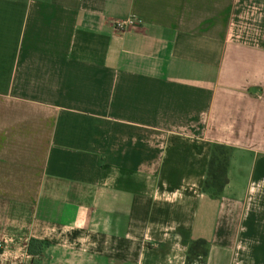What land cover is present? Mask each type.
<instances>
[{
  "label": "crops",
  "instance_id": "0c3cea01",
  "mask_svg": "<svg viewBox=\"0 0 264 264\" xmlns=\"http://www.w3.org/2000/svg\"><path fill=\"white\" fill-rule=\"evenodd\" d=\"M263 38L264 0H0V264H264Z\"/></svg>",
  "mask_w": 264,
  "mask_h": 264
},
{
  "label": "trees",
  "instance_id": "16d2710c",
  "mask_svg": "<svg viewBox=\"0 0 264 264\" xmlns=\"http://www.w3.org/2000/svg\"><path fill=\"white\" fill-rule=\"evenodd\" d=\"M229 150L220 145L212 147L207 163L206 177L203 182L202 191L211 198H219L223 188L227 184L226 171L229 160ZM45 243L33 241L29 242L27 252L37 255L42 252ZM207 257V243L204 240H194L190 242L185 264H205Z\"/></svg>",
  "mask_w": 264,
  "mask_h": 264
},
{
  "label": "rangeland",
  "instance_id": "374dc122",
  "mask_svg": "<svg viewBox=\"0 0 264 264\" xmlns=\"http://www.w3.org/2000/svg\"><path fill=\"white\" fill-rule=\"evenodd\" d=\"M240 27L237 26V29H239ZM233 41L232 43H236V44H249V43H255V37L254 38H250V37H234L232 38ZM259 41V38L258 40ZM263 42H264V38H263ZM253 215H255V213H253ZM253 225L256 226L257 228H260V226H264V223H262V221H257V222H254L253 221ZM254 232H252L249 236L247 237H238V240H237V243H236V247H235V251L240 253V252H249V249L251 250L252 248H255L256 246H258V243H262L261 240H256V239H252L251 236L253 238L257 237V236H262L264 235L262 233V230L261 228L258 229V230H253ZM46 248V247H45ZM44 247L42 248V250L45 249ZM248 248V249H247Z\"/></svg>",
  "mask_w": 264,
  "mask_h": 264
},
{
  "label": "built area",
  "instance_id": "2783aa9c",
  "mask_svg": "<svg viewBox=\"0 0 264 264\" xmlns=\"http://www.w3.org/2000/svg\"><path fill=\"white\" fill-rule=\"evenodd\" d=\"M132 25V22L130 20H123V21H119V22H115L114 27L116 29H125L128 26Z\"/></svg>",
  "mask_w": 264,
  "mask_h": 264
}]
</instances>
